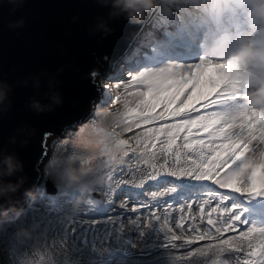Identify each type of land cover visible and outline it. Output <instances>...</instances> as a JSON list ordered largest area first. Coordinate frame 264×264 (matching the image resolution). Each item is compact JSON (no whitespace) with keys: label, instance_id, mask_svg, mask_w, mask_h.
Wrapping results in <instances>:
<instances>
[{"label":"snow or ice","instance_id":"obj_1","mask_svg":"<svg viewBox=\"0 0 264 264\" xmlns=\"http://www.w3.org/2000/svg\"><path fill=\"white\" fill-rule=\"evenodd\" d=\"M188 13L187 21L176 16L181 27L175 32L170 26L162 33L164 39L157 42L159 54L150 50L148 63L126 73L122 83L114 74L89 73L101 94L90 101V107L122 112L129 127L123 132L118 126L101 128L92 111L89 121L56 141L65 146L63 165L78 160L71 145L99 150L109 181L142 190L146 183L157 182L159 189L125 192L118 202L108 200L109 207L95 209L92 224L72 222L66 229L72 238L60 249L68 253L66 264H173L177 254L189 264H197L194 258L208 254L222 257L216 264H264V227L250 224L236 202L264 192V112H248L239 103H226L236 99L230 98L224 87L232 73L231 62L193 56L189 48L193 38L206 40L242 20L241 0H217L211 15L204 19L198 6H189ZM152 16L156 17L157 11ZM98 63L107 65L109 57ZM112 88L117 91L112 93ZM52 138V133L45 132L41 141L42 157L48 158L49 165L52 157L46 141ZM94 158L90 154L80 163L88 164ZM120 158L143 160L146 168L139 183L122 179L128 172L124 165L113 171ZM54 187L58 195L51 198V211L62 212L72 199L60 203L59 185ZM205 188L208 191H202ZM41 191L43 196L49 195L47 182ZM96 195L106 196L108 190ZM117 208L122 211L116 212ZM113 213L121 219H114ZM152 222H156L155 230ZM97 223L104 227L97 229ZM27 224L25 219L17 227ZM122 224L129 225L131 231H119ZM145 228H149L148 239ZM60 230L65 231L63 227ZM9 264L18 261L10 257ZM58 264L65 260L61 258Z\"/></svg>","mask_w":264,"mask_h":264},{"label":"water","instance_id":"obj_2","mask_svg":"<svg viewBox=\"0 0 264 264\" xmlns=\"http://www.w3.org/2000/svg\"><path fill=\"white\" fill-rule=\"evenodd\" d=\"M14 7L7 0L0 3V80L13 85L11 107L0 111V156L12 153L23 162L24 171L9 179L26 176L24 187L36 191L47 182V193L56 195L54 183L41 170L43 134L62 137L89 121L92 111L98 109H92L90 101L101 95L89 73H114L152 14L142 24L123 17L112 19L110 7L99 0H24L15 11ZM99 18L107 20L110 33L96 30ZM19 19L26 21L22 27L9 28L10 21ZM104 56L109 63L101 67L98 60ZM53 91L62 98L53 111L38 113L28 107L33 97L48 104ZM12 137H16L15 143ZM22 192L16 195L19 211L32 201ZM15 214L0 216V221Z\"/></svg>","mask_w":264,"mask_h":264},{"label":"clouds","instance_id":"obj_3","mask_svg":"<svg viewBox=\"0 0 264 264\" xmlns=\"http://www.w3.org/2000/svg\"><path fill=\"white\" fill-rule=\"evenodd\" d=\"M4 0H0L3 3ZM16 10L24 0H7ZM101 4L110 7L109 18L123 17L132 24H142L146 18L156 11H163L175 5H188L198 3V0H99ZM244 18L235 23L232 29H220L210 35L204 47V56L219 58L231 62L232 73L225 83V91L243 100V109L248 112H264V0H241ZM25 19L9 22V28H19L25 24ZM97 31L110 33L111 26L104 18H99ZM25 85L28 81L23 82ZM52 85H50L51 87ZM37 87L39 79L37 78ZM13 85L0 80V111H7L11 107L9 94ZM62 103L58 91L49 93V103L44 104L33 97L28 107L38 113L51 112ZM7 105V107H5ZM94 119L97 126L112 129L118 126L119 131L129 127L122 112H115L109 108L96 109ZM109 140L112 138H108ZM16 142V137L11 138ZM27 143V141H24ZM121 160L114 163L119 164ZM103 163L76 165L69 161L55 175V180L65 191L76 190L79 198L65 213V219L71 221L80 211L82 203H87L88 198L103 190L109 180L105 173ZM24 171V165L12 153L0 156V216L8 217L11 213L20 215L16 208L18 203L16 195L21 193L29 199L35 200L38 192L33 188H25L27 177L20 175L17 181L9 179ZM42 227L41 221H35L22 226L16 232V238L25 240L32 238Z\"/></svg>","mask_w":264,"mask_h":264},{"label":"rangeland","instance_id":"obj_4","mask_svg":"<svg viewBox=\"0 0 264 264\" xmlns=\"http://www.w3.org/2000/svg\"><path fill=\"white\" fill-rule=\"evenodd\" d=\"M202 1H204L205 4H208L210 8L209 10L207 5L205 4L202 5L206 9L205 16H210L213 6L217 2V0H202ZM189 6H192V4L175 5L171 7V9H173L172 13L170 8H165L163 11H157V16L153 17L149 23L147 22L144 25L142 32L137 36L135 41H133L134 44L133 48L124 57L118 68L122 66L124 62H127L129 56H131L130 59L132 60H136L137 58L138 59L140 58L142 62H140L139 65L137 64L135 65V61H128L130 62L129 64L135 66L126 67L124 71L121 72V74H118L116 69L114 73L108 76H112L114 74L115 77L119 79L122 83L123 80L126 79V75H125L126 73H128L130 70L135 71L138 67L141 66V64L148 63L150 50H147L145 46H142L140 44V42L144 40V38H145L144 41L150 38L147 36V34H150L151 37L152 36L155 37L153 43H149V44L151 46L156 47L158 52L157 54L154 55H158L160 46L157 42L162 41L164 39L162 33L166 29H169L170 26L173 32H175L179 27H181V22L176 19V16L181 15L184 17V15L188 12ZM176 8L180 9L178 13L174 12V9ZM159 19L161 21L160 25H158ZM202 38L203 37L197 39L198 43L196 41H193L191 45L189 43L190 45L189 48L193 52L192 53L193 56H198V54H202V52H204V48L202 47H200V49H197L199 48L198 44L200 43V40H202ZM136 45L141 49V54L137 55L132 53L133 50L134 51L136 50L135 49ZM97 82L98 83L100 82L99 78ZM111 91L112 93H115L117 90L115 88H112ZM102 108L103 107H98V109H102ZM67 132L72 133L73 130H68ZM126 135H132V134L128 133ZM64 138H65V134L62 137H53L52 139L48 140L47 150L49 157H52L51 164L49 165V161L47 157L44 158L43 163L41 164V170L45 174L46 172L54 173V175H48L47 178L50 179L54 184H58V185L59 183L55 180V175L58 172V170L64 166L62 156L65 146L60 143H56V141L62 140ZM71 147L73 148L74 151L77 152L78 156H84V158L78 157V159L80 160L87 159L91 154L95 158L92 159L88 164L103 163L105 168L107 167L104 160L100 156L99 150H95V151L86 150L83 147H79L77 145H71ZM76 163H79V165L81 164L80 161L78 160ZM59 188L60 191L63 192L65 195V197L60 200V203H64L66 200H69L70 198L72 199V203L70 207L64 208L62 212L60 210H57L56 213H53L51 211V208L54 207V203H50V205H47L45 201L48 196H52V195L43 196L41 187H39L37 189L38 192L37 198L35 200L30 201L27 207L23 211H20L19 216L15 214L7 219H3L2 221H0V261H3L4 264H9V258L11 257L12 260L18 261V264H58L60 259L63 258L66 264L68 253L67 251H63V252L60 251L61 246H64V242L70 241L72 238V232L67 231L66 229H68L71 226L72 222L74 221L83 224H92L90 220L93 217L94 210L97 209V205L95 201L91 197H89L87 203L81 204L79 213L75 215L71 221H68L64 218L65 213L67 210L71 208L72 204L77 201L80 194L77 193L76 190L65 191L60 185ZM147 189L157 190L149 186V187H145V189L142 191H145ZM220 192H225V191H220ZM122 196L123 194L120 197H118L116 201L118 202ZM159 199H161L162 202L163 198H159ZM236 202L241 205V208L244 211V218L250 224H256L259 227H264V210L259 211V208L258 210H254L252 208V206H257V207H262L264 209V192H257L254 195L245 196L243 199L237 198ZM153 203H155V201H153ZM121 211L122 210L119 208L116 209V212H121ZM25 219L28 220V224L35 221H41L42 227L36 234L33 235L32 238L20 240L16 238V232L20 228L17 227V225ZM62 227L65 229V231L60 230ZM95 227L97 229H100L103 228L104 225L98 223L95 225ZM155 227H156V222H152L151 228L155 230ZM125 228H128L131 231V227L127 224H122L119 231L123 233ZM144 231H145V239H148L149 228H145ZM49 245H51V247H49ZM25 250H31V251L29 252ZM96 251L100 253V255H103V253L100 252L99 247L96 248ZM194 259L197 261V264H216L217 261H222V257L214 256L212 254H208L205 257H197ZM173 264H189V262L185 261L182 257H180L177 254V257L174 260Z\"/></svg>","mask_w":264,"mask_h":264},{"label":"trees","instance_id":"obj_5","mask_svg":"<svg viewBox=\"0 0 264 264\" xmlns=\"http://www.w3.org/2000/svg\"><path fill=\"white\" fill-rule=\"evenodd\" d=\"M203 4H205L204 3V1H202V0H198V3H195V4H192L193 6H198V7H200V9H201V11H203V12H205L206 11V9L202 6ZM205 5H207V7L209 8V5L208 4H205ZM171 9V8H170ZM209 10H210V8H209ZM172 11H173V9H171V13H172ZM206 13V12H205ZM160 19H159V23H158V25H160ZM147 36L148 37H150V38H148L146 41H144L145 40V38H144V40H142L141 42H140V44L142 45V46H145L146 48H147V50H152V53L153 54H157V52H158V50L156 49V47L155 46H151L149 43H153V41H154V39H155V37L154 36H150V34H147ZM137 46V45H136ZM135 46V51L133 50V54H141V49L137 46L136 47ZM132 54V55H133ZM130 57L131 56H129L128 58L129 59H127V62H124V64L122 65V66H120L119 68H117V73L118 74H121V72H123L124 71V69L126 68V67H133V66H135L136 64L137 65H139L140 64V62H142V60L139 58H137L136 60H132V59H130ZM128 61H135V65H131V64H129L130 62H128ZM138 62V63H137ZM117 74V75H118ZM127 136H131V135H127ZM78 157H82V158H84V156H78ZM119 160H121L122 162L121 163H119V164H115L114 166H113V171L116 169V168H118V167H120V166H122V165H124V166H126L127 167V169H128V172H126L124 175H123V177H122V179H131V180H133V181H135L136 183H139V180L142 178V172H143V170L146 168V165H144L143 164V160L142 159H139V160H137V159H135V158H133V159H128V158H120ZM78 161H81L80 159H78ZM77 162V161H76ZM76 162H74L76 165H79V163H76ZM106 169V168H105ZM104 169V170H105ZM128 173H131V176H129L128 175ZM153 187V188H155V189H159V184L157 183V182H148V183H146V185H145V187ZM104 189H106V190H108V195H106V196H96L95 194H93L92 196H91V198L95 201V203H96V205H97V208H99V209H104V208H107V207H109V205H108V203H106V201H108V200H114V201H116V199L118 198V197H120L122 194H124L125 192H132L133 194L134 193H136V192H138V191H142V189H139V188H130L129 186H124V185H122L121 183H118L117 181H115V180H113V181H109L108 182V184H107V186L104 188ZM144 190V189H143ZM208 189L207 188H205L204 190H202V191H207ZM219 191H228V190H223V189H221V190H219ZM77 193H79L78 191H77ZM57 195L58 194H56L55 196H48L47 198H46V201H45V203L47 204V205H50V203H54V201L51 199L52 197H57ZM65 197V195H64V193L63 192H61L60 191V194H59V199L61 200V199H63ZM43 198V197H42ZM43 200V199H42ZM252 208L254 209V210H258V208H259V211H263L264 209L262 208V207H257V206H252ZM113 217H114V219H116V220H119V219H121V217L120 216H117L115 213L113 214ZM96 219H99V214H97L96 215V217H95ZM92 219H93V217H92ZM92 219L90 220L91 221V223H92ZM98 224V223H97Z\"/></svg>","mask_w":264,"mask_h":264},{"label":"bare ground","instance_id":"obj_6","mask_svg":"<svg viewBox=\"0 0 264 264\" xmlns=\"http://www.w3.org/2000/svg\"><path fill=\"white\" fill-rule=\"evenodd\" d=\"M152 18H153V16H151L149 19H148V23L152 20ZM188 18H189V13L187 12L185 15H184V19H185V21H187L188 20ZM205 17L203 16V15H201V19H204ZM146 22V23H147ZM183 27L185 28V29H187V27H188V25H187V23H185L184 25H183ZM180 28V27H179ZM217 33V32H216ZM212 35V34H211ZM210 36V35H209ZM208 36V37H209ZM207 37V38H208ZM207 40V39H206ZM206 40H204V38H202V40H200V43L198 44V46H199V48H197V49H200V47H201V43H202V41H203V46H202V48H204L205 47V42H206ZM193 41H196L197 42V38H193L192 40H191V42H189L190 43V45H191V43H193ZM198 43V42H197ZM196 43V44H197ZM189 45V46H190ZM199 55H203L204 56V54H203V52H202V54H198V56ZM226 94L230 97V98H236V99H228L227 101H226V103H228V104H233V103H239L242 107H243V100L240 98V97H235V96H232V95H230V94H228L227 92H226Z\"/></svg>","mask_w":264,"mask_h":264}]
</instances>
